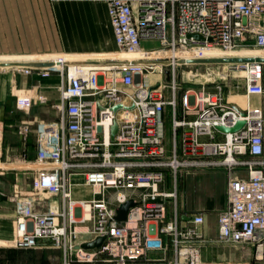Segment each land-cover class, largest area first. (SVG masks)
Returning <instances> with one entry per match:
<instances>
[{"label": "built area", "instance_id": "built-area-1", "mask_svg": "<svg viewBox=\"0 0 264 264\" xmlns=\"http://www.w3.org/2000/svg\"><path fill=\"white\" fill-rule=\"evenodd\" d=\"M94 1L106 3L119 52L101 65L61 72L60 118L38 128L33 187L61 197V205L42 211L39 195L14 197L12 244L60 248L58 264H264L262 109L238 108L225 97L222 83L182 88L172 57L138 62L119 57L140 49L143 41L157 42L153 50L173 52L228 50L249 42L264 50V0ZM229 68L244 73L247 96L264 95V61ZM163 72L167 81L152 85L149 76ZM167 106L169 146L163 129ZM240 120L244 124L233 132L217 129ZM211 168L228 172L226 206L216 211L214 239L206 236L205 212L181 210L178 190L183 174ZM241 170L245 177L236 174ZM77 176L92 188V198L73 197ZM129 200L125 219L117 220V208ZM98 237H103L99 246L81 247ZM213 244L251 248L253 257L204 259V249Z\"/></svg>", "mask_w": 264, "mask_h": 264}, {"label": "crops", "instance_id": "crops-1", "mask_svg": "<svg viewBox=\"0 0 264 264\" xmlns=\"http://www.w3.org/2000/svg\"><path fill=\"white\" fill-rule=\"evenodd\" d=\"M83 11H86V13H83ZM106 25L107 35L105 36L100 28L103 29ZM91 41L94 43L93 47L95 49L104 47L107 42L117 47L104 1L0 0V54H2L0 55V62L2 63L49 61L59 57L54 55L59 54L58 52L84 54L83 56H77L83 58H90L93 53H97L94 55H102L103 52L99 51L89 52L88 48L91 46ZM259 54L261 52L247 49L236 51V57H251ZM13 56L23 57L14 58ZM12 81L11 77L0 73V152L3 154V158H0V168L18 167L8 159L11 150L14 152L23 150V146L15 134V126L18 123L31 124L27 148L31 153V157L35 160L38 128L41 124L56 122L60 118V110L55 108L53 103L47 104L42 102V98L40 99L43 93L48 96L52 95L50 92L55 89L52 87L53 78L42 79L38 81L40 82L39 85L33 81V85L30 87L27 85L28 82L26 83L22 79L21 88L24 94L16 96L11 94ZM235 88L238 92L234 95L231 94V90H228V92L224 90V92L229 93L230 100H233L231 99L233 97L236 98L234 99L236 102L230 101L231 103L240 109H245L247 105L249 107L260 106L262 96H247L243 79L241 87L237 85ZM58 91L59 94L53 98L55 103H61L60 89ZM255 99L259 102H256ZM187 118L192 119L193 116L189 115ZM163 129L166 144L169 146L172 131L171 112L168 106L165 107L163 113ZM177 138L179 137L177 136ZM33 164L31 163V165ZM12 172L14 173V171ZM15 172L12 174V181L9 180L8 174L0 172V222L4 220L12 222V235L15 225V207L14 202L9 201V197L11 195H14V197L27 195L24 183L21 180L22 173ZM196 174L197 183L200 185V177L201 179L208 177L209 182H214V178L219 177L227 180L228 172L223 168L191 170L183 174L179 181V203L183 212L201 210L206 213V216L210 212L216 214L217 210L226 206V187L223 192L225 202L222 207H219L218 202L215 201V195L211 194L214 199L209 203L211 208L205 209L201 205L200 208L195 206L194 209H191L184 193L187 186H190L191 180L189 178ZM236 174L245 177V172L242 170L237 171ZM47 207L57 209L58 201L50 202Z\"/></svg>", "mask_w": 264, "mask_h": 264}, {"label": "rangeland", "instance_id": "rangeland-1", "mask_svg": "<svg viewBox=\"0 0 264 264\" xmlns=\"http://www.w3.org/2000/svg\"><path fill=\"white\" fill-rule=\"evenodd\" d=\"M84 5V3H83ZM86 5V4H85ZM86 13V11H83ZM103 35H107V25L102 29ZM90 47L88 48L89 52L99 51L103 52L102 55H94L97 53H93L91 57L95 58H104L110 55L118 54L119 50L117 47H114L112 43L107 42L104 47L101 48H94V43L91 41ZM141 45L144 48L152 49L159 46L157 42L154 41H143ZM238 49H247L250 51H257V48L254 46L253 43H248L246 46L237 47ZM87 51V49H85ZM59 54H54L56 56H64L67 55L69 58H83L77 56H83L84 54H72L66 52H58ZM90 54V53H86ZM2 55V54H0ZM14 58H19L23 56H13ZM90 57V58H91ZM87 58V57H86ZM89 58V57H88ZM170 59H162L160 61L167 62ZM102 61H107V58L103 59ZM69 64L65 63L62 67V70L59 68L53 69H28V68H21L15 69L14 67L4 69L0 68V73L4 75H8L13 79L11 85V94L16 96L20 94H24L21 88L22 79L27 83L28 87L33 85V81L39 85L40 80L45 78H53V88L54 91H51V96L45 95L43 93L42 102H46L47 104L53 103L55 108L59 110L60 102L55 103L53 98H55L59 94V89L61 87V80L60 74L61 72H67L69 70ZM76 64V63H74ZM168 70H171V66H168ZM235 69H230L229 67H225L223 65L213 64V65H179L174 68L175 76L177 82L181 85L182 88H186L188 86H197V82H209L213 81L215 83H222L223 88L225 91L228 90L232 91V95L236 94L238 90L235 86L240 85L242 82V77L244 75L243 72H236ZM227 73V76L224 75ZM264 77V75H263ZM35 79V80H34ZM151 80V84L155 85L159 81L165 82L167 81V75L163 72V75L153 74L149 76ZM264 82V79H263ZM225 84V87H224ZM227 85V87H226ZM49 93V92H48ZM170 95V94H169ZM225 97L231 101L236 102V98H231L230 100L229 93L224 92ZM252 98V97H251ZM254 100V98H252ZM259 102V100H256ZM258 107V106H254ZM264 114V95L261 97L260 106ZM31 124L29 123H18L15 126V134L16 137L19 138L21 145L23 146V150H16L15 152L11 150L10 157L8 158L12 163H20L22 162V166L18 167H4L0 168V172L9 175V180L12 181V174L16 173L15 171H19L22 176L21 180L24 183V189L27 192V195L24 197H37L38 195L42 199V204L38 207V209L42 211H47L48 204L55 200L58 201L59 205H61V197L58 196H50L46 195L42 192L38 193L36 190L33 189L34 187V175L36 174L37 170L28 169L27 167L31 165V163H35V160L31 157V153L28 150V137L29 132L31 131ZM25 148V149H24ZM0 158H3V154L0 152ZM37 166L36 164H33ZM14 171V173L12 172ZM17 175V174H16ZM15 175V176H16ZM191 177V176H190ZM15 179V178H14ZM193 179V180H192ZM73 180L75 181H82L84 179L82 176L74 177ZM191 180L190 186H187L185 190V198L191 209H194L195 206L197 208L203 207L205 209L211 208L209 203L213 201L211 194L215 195V201L218 202L219 207L224 205V188L227 185V180L219 178H214V182H209V178H202L200 177V185L197 183V174L189 178ZM73 197L74 198H92V188L90 186L80 187L76 186L73 189ZM14 200V195L9 197V201L12 203ZM56 210V209H54ZM206 236L210 239H214L216 237V214L214 212H210L209 215L206 216ZM13 235H12V222L10 220H4L0 222V264H58L61 258V249L57 247H53L51 245H39L34 248H20L15 247L13 244ZM203 257L206 260H211L214 262H243L249 261L253 257V253L251 248H241V247H231L225 245H208L203 251Z\"/></svg>", "mask_w": 264, "mask_h": 264}, {"label": "bare ground", "instance_id": "bare-ground-1", "mask_svg": "<svg viewBox=\"0 0 264 264\" xmlns=\"http://www.w3.org/2000/svg\"><path fill=\"white\" fill-rule=\"evenodd\" d=\"M239 50L238 48H233V49H228V50H223L221 48L218 47H209V48H203V49H192V48H183V49H178L176 51H170V50H165V49H148V48H144L143 46H141L140 49L133 51V52H129V53H123V54H119V57L121 58H129L132 61L138 62V59L140 58H154V57H172V61L171 63L173 65H181L183 62V64L186 65H213L215 63H204V62H199V60L201 59H210V58H224V57H236V51ZM257 51L261 52V54L259 55H252L251 57H261L264 59V50L262 49H257ZM107 56L104 57L102 59L100 58H69L67 57V55L64 56H59L57 58H54L52 60L49 61H45V62H53L54 66L53 67H48L49 69H53L54 67L62 69V67L64 66L65 63H70L69 64V71L71 73H73L75 71V66H77L78 64L80 66H84V65H88V64H95V65H101L103 63V59L105 58H109L111 57ZM197 61V62H196ZM29 62H38V61H27ZM27 62H14L11 64H6V63H2L0 62V68H12L14 67L15 69H21V68H28L25 67L23 65H21V63H27ZM76 63V64H74ZM235 62H228V63H216L218 65H223L225 67H230L231 64H233ZM38 69V68H35ZM235 71V70H234ZM238 72V71H236ZM225 76H227V73H224ZM212 82V81H209ZM214 82V80H213ZM197 83H206V82H197ZM254 108H258V107H254ZM12 163V162H11ZM13 165H17V166H22V162L20 163H12ZM34 168L35 170H39L38 166H34V165H29L27 168ZM76 184L80 187H85L86 185L82 182V181H76ZM75 199H83V198H75ZM88 209V207L85 208V215L88 214V212H86Z\"/></svg>", "mask_w": 264, "mask_h": 264}, {"label": "water", "instance_id": "water-1", "mask_svg": "<svg viewBox=\"0 0 264 264\" xmlns=\"http://www.w3.org/2000/svg\"><path fill=\"white\" fill-rule=\"evenodd\" d=\"M193 37L196 40H202L203 38L200 35H193ZM252 61H264L261 57H224V58H210V59H201L199 62L204 63H228V62H252ZM197 62V61H196ZM21 65L29 68H47V67H53V62H27V63H21ZM118 106H115L113 109L115 110ZM244 124V121H238L233 127H224V126H217V129L224 131V132H233L240 128ZM117 126L114 124L111 127V137L113 138L115 132H116ZM100 130V128H99ZM133 204L132 201H127L123 204H121L116 212V219L117 220H123L125 219L126 213L128 211V208ZM185 219V217H183ZM103 240V237H98L95 240L88 241L81 244V247L83 248H93L96 246H99Z\"/></svg>", "mask_w": 264, "mask_h": 264}]
</instances>
